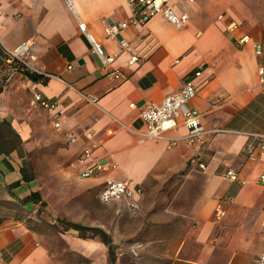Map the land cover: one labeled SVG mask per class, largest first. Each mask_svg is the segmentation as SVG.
I'll list each match as a JSON object with an SVG mask.
<instances>
[{
  "label": "crops",
  "instance_id": "crops-1",
  "mask_svg": "<svg viewBox=\"0 0 264 264\" xmlns=\"http://www.w3.org/2000/svg\"><path fill=\"white\" fill-rule=\"evenodd\" d=\"M174 10L187 17L182 27L155 18L112 40L105 25L130 20L126 0H1L0 64L28 42L24 69L40 77H11L0 95V122L20 138L19 152L0 156V264H256L264 256V0ZM241 34L250 43L239 45ZM132 55L139 61L129 64ZM187 80L203 140L189 145L183 126L142 140L140 111ZM35 93L51 112L33 103ZM169 139L178 140L168 147ZM107 180L126 183L132 198L101 202Z\"/></svg>",
  "mask_w": 264,
  "mask_h": 264
},
{
  "label": "built area",
  "instance_id": "built-area-1",
  "mask_svg": "<svg viewBox=\"0 0 264 264\" xmlns=\"http://www.w3.org/2000/svg\"><path fill=\"white\" fill-rule=\"evenodd\" d=\"M194 0H126V6L131 13V18L127 22H119L106 24L104 32L108 39L118 40L121 31L126 29L129 25L144 26L155 18H161L174 27H182L187 17L185 14L178 15L174 10L175 4H193ZM1 4V0H0ZM223 16L220 15L218 20H222ZM227 29L229 32L234 33L239 31V25L231 22ZM119 45L122 49L128 47L127 42L119 39ZM250 43L249 36L241 34L238 39L239 45H245ZM255 53L260 54V46L253 44ZM30 44L24 42L20 44L15 50L8 51V62H16L22 65L24 68H29L24 62V57L29 53ZM95 52H98L97 47L94 48ZM103 64L106 65L112 61L111 57L102 58ZM139 61L137 55H132L129 64H134ZM112 75L119 79L121 78L118 72H113ZM258 75L264 76L262 69L258 70ZM199 76V73L195 74V77ZM196 87L192 80H187L182 84V87L175 93L166 96L160 104L149 103L143 107L140 111V119L143 124V131L137 132L138 136L145 141L149 140H165V136L168 132L176 129L178 126H183L188 131L185 140L189 145H193L195 142H201L204 136L208 133L203 130L199 122V116L196 111L189 107V103L196 95ZM33 103L38 107L52 111L53 105L40 94L35 93L33 96ZM53 127L59 129L61 124L58 117H53ZM178 139H169V146L175 145ZM260 150H264V144L260 146ZM90 157V151L85 150L79 157V163H83ZM189 165H196L200 170L204 169V165L199 163L195 158L189 160ZM95 169H99L98 167ZM94 170H88L83 172L80 177L88 178ZM231 181L236 180V174L232 170H228L225 173ZM264 184V179H262ZM132 198V192L129 191L127 184L122 182H115L107 180L104 187L101 189L99 199L103 203L115 202L121 200H130ZM129 207L132 214H136L137 205L130 202ZM225 215L224 210L218 205L214 210V219L220 221ZM256 264H264V256L257 259Z\"/></svg>",
  "mask_w": 264,
  "mask_h": 264
},
{
  "label": "trees",
  "instance_id": "trees-1",
  "mask_svg": "<svg viewBox=\"0 0 264 264\" xmlns=\"http://www.w3.org/2000/svg\"><path fill=\"white\" fill-rule=\"evenodd\" d=\"M21 74L32 82H37L39 79L38 77H40L37 74L31 73L30 71L24 69L22 65H21ZM19 150H20L19 136L7 121L5 120L1 121L0 122V156L7 155L13 151L19 152ZM22 179H25L24 175H22ZM15 185H18V183H16Z\"/></svg>",
  "mask_w": 264,
  "mask_h": 264
},
{
  "label": "rangeland",
  "instance_id": "rangeland-1",
  "mask_svg": "<svg viewBox=\"0 0 264 264\" xmlns=\"http://www.w3.org/2000/svg\"><path fill=\"white\" fill-rule=\"evenodd\" d=\"M12 71L15 72V74L13 76H10L12 74ZM20 75H22L21 65H19L18 63L12 62L11 64H0V95L4 92L6 81L11 77H19Z\"/></svg>",
  "mask_w": 264,
  "mask_h": 264
}]
</instances>
